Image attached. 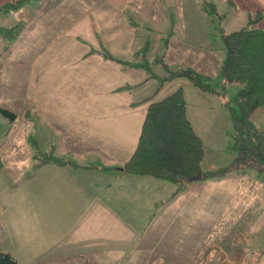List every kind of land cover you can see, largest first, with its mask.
Segmentation results:
<instances>
[{
	"label": "rangeland",
	"instance_id": "rangeland-1",
	"mask_svg": "<svg viewBox=\"0 0 264 264\" xmlns=\"http://www.w3.org/2000/svg\"><path fill=\"white\" fill-rule=\"evenodd\" d=\"M154 3L151 0L148 9L138 13L139 20H146L142 22L144 29H137L143 33L136 40L135 46L141 48V55L146 53L148 44L150 50L148 58L142 62L144 68L135 72V79L141 82L129 83L132 86V95L157 101L181 88L185 95L188 116L205 145L203 168L229 167L235 157L232 148L234 128L223 100L232 98L240 88V83L228 82L225 85L220 76L226 54L223 34L248 26L249 15L224 0H157L159 6ZM195 6L199 10H196ZM147 14H150V17L146 18ZM158 17L165 22H158ZM148 26H152L155 31H150ZM19 27L20 25L11 18L3 20L0 16V39L6 42L7 34L19 32ZM145 39L149 43H140ZM16 40L11 39L9 44L0 41V106L19 105L24 100L23 96L27 97L23 86L35 87L30 74H24L28 70L21 62L7 60L9 57L20 58L21 49L16 52L14 48L23 47L20 41L25 38L20 37V41L15 43ZM12 53L18 54L16 56ZM187 67L208 74L216 91H204L188 76L176 75L175 72ZM85 78L86 76L76 68L69 74L60 75L59 79L52 75H38L36 86L54 82L59 85L71 83L79 86ZM33 93L31 91L28 95V101ZM36 94L41 96L43 93L38 90ZM150 101H146L148 103L145 105ZM142 107L144 106L139 108ZM7 117L0 109V236L7 240L8 250L17 258L13 253L17 249L22 250L25 257H32L37 250H41V259L45 261L50 256L51 244H56L67 234H74L81 227L75 228L78 222L75 223L69 211L71 206L61 196L56 203L57 211H65L69 225L64 228L55 227V230L61 231H54L50 223L56 217L49 215L40 221V225L34 224L35 198L48 194L42 192L50 181L52 190L48 195L56 197L61 180L56 179L57 168L54 164L42 162L40 154L32 156L27 141L38 140L42 148H45L48 142L46 139L51 134L47 125H35L30 121L27 127L30 133L27 134L28 140L25 136L27 132L23 129L28 124L20 125L22 128L19 130L14 126L16 140L12 137L13 134L8 140H4L6 128L11 127V124L5 122ZM252 119L257 127L264 129V105L253 111ZM41 126L42 130H38ZM20 135L25 138L19 140ZM58 144L57 140H53L50 153L56 154L54 148ZM77 146L82 149V143L77 142ZM77 150L78 148L74 147L69 153L73 155L69 158L75 163L69 161L63 168L78 178L81 171L75 164L78 163L77 159L82 162V156H78ZM32 158L40 164L37 165L34 161L37 166L49 165L54 169L50 175H44V178L49 179L44 184H39V190L35 186L29 187L33 176L36 178L39 171L33 174L24 173V168L33 161ZM145 175L160 181L158 177ZM162 183V198L151 188H148L145 195L130 196L149 197L151 203L145 204L143 214H137L135 225L132 222L136 214L132 212L134 219L130 222L133 231L129 235V241L119 242L131 247L123 248V253L106 261L108 264H203L205 259L206 264H218L219 255L215 247L221 249L231 261L236 260V250L243 248L241 264H264V172L254 165H249L244 169L232 167L221 176L213 175L186 180L183 183ZM173 197L174 200L170 202ZM144 203L145 200L140 205ZM43 212H39L40 217ZM157 213H161L162 217L160 223L155 225ZM21 222L25 230L21 229ZM80 232L82 231L77 233ZM143 246L151 248L150 251L142 250ZM68 247L58 248L55 258L77 257L73 250L64 251ZM2 248L0 246V250ZM43 264L52 263L45 261ZM67 264L75 263L68 260Z\"/></svg>",
	"mask_w": 264,
	"mask_h": 264
},
{
	"label": "crops",
	"instance_id": "crops-1",
	"mask_svg": "<svg viewBox=\"0 0 264 264\" xmlns=\"http://www.w3.org/2000/svg\"><path fill=\"white\" fill-rule=\"evenodd\" d=\"M150 1L0 0V16L3 20L11 18L20 25L19 32H9L7 41L0 39L1 43L9 44L11 39L20 41V37L25 38L20 41L23 47L14 48L16 52L21 49L20 58L9 57L7 60L21 62L28 70L24 74H30L35 86H23L27 97L23 96L24 100L19 105H1L16 115H6L8 117L5 122L11 124V127L6 128L4 140L11 138L12 134L16 140L14 126L19 130L22 128L20 125L25 124H28L23 127L28 140L27 134L30 133L27 127L33 121L35 125H47L51 134L46 139L48 142H45V148H42L38 140L27 141L28 150L33 157L40 154L45 160L46 154L53 148V140L59 142L54 148L57 155L72 157L69 153L76 147L78 156H82V162L73 157L77 159L78 163L75 165L81 171L78 178L63 168L65 164L42 160L54 164L57 168L56 179L61 180V183L57 182L56 197L48 195L52 190L50 181L42 192L48 194L35 198L34 224L40 225V221L49 215L56 217L52 223L49 221L53 229L69 225L65 211H57L56 203L61 196L71 206L70 214L75 223L78 222L75 228L81 227L74 234H67L56 244L49 246L50 256L45 261H51L52 264H67L68 260L75 264H108L106 261L123 253V248L131 247L119 242L129 241V235L133 231L130 222L134 219L132 212L136 214L132 222L135 225L137 214H143L145 204L151 203L149 197L130 196L145 195L148 188H151L159 198L163 197L161 187L165 180L158 181L123 169L125 161L138 144L151 102L150 98L140 99L139 96L132 95V86L129 85L135 81L141 82L135 79V72L144 68L142 62L148 58L150 45H147L146 53L141 55V48L135 46V43L143 33L137 29H144L142 22L146 20H139L138 13L147 10ZM153 1L158 5L157 0ZM224 1L231 2L238 10L248 13V18L250 14L262 11L263 17L259 25L264 26V0ZM195 4L197 5V1ZM195 8L199 10L198 7ZM145 16L150 17V14ZM175 21L174 17L173 22ZM158 22L165 20L158 17ZM148 28L155 31L152 26ZM140 43L149 42L145 39ZM12 54L17 56L18 53ZM76 68L86 76L82 85H59L54 82L36 86L38 75H52L59 79L60 75L69 74ZM38 90L43 93L41 96L36 94ZM31 91L34 93L28 101ZM145 100L150 101L147 106L145 104L148 102ZM140 106L144 107L139 108ZM42 128L43 126L38 130ZM22 138L25 137L20 135L18 139ZM77 142L82 143V149L77 146ZM32 159L24 168V173L39 171L29 185L39 190V184H44L49 179L44 178V175H50L54 169L46 164L44 167L37 166L40 164L35 158ZM144 200L146 203L140 205ZM173 200L174 197L169 201ZM40 211H44L41 217ZM161 217V213L155 215V225L160 223ZM20 227L25 230L22 222ZM78 231L82 232L78 234ZM8 245L7 240L0 236V246L3 247L0 251L12 252L8 250ZM64 246H69L64 251L73 250L77 257L55 258V251ZM150 249L144 246L142 248L144 251ZM20 251L17 249L13 252L18 256L20 264L45 262L41 259V250H37L32 257H25ZM38 260L42 263H38Z\"/></svg>",
	"mask_w": 264,
	"mask_h": 264
},
{
	"label": "trees",
	"instance_id": "trees-1",
	"mask_svg": "<svg viewBox=\"0 0 264 264\" xmlns=\"http://www.w3.org/2000/svg\"><path fill=\"white\" fill-rule=\"evenodd\" d=\"M261 12L250 14L248 26L223 34L226 54L220 76L225 85L228 82L240 83L236 94L223 100L234 128L232 148L235 157L230 166L203 168L205 145L188 116L185 95L179 88L160 100L150 102L138 144L123 165L125 171L181 183L225 175L232 167L244 169L254 165L264 172V129L257 127L252 119L253 111L264 105V26L259 25L263 17ZM175 73L188 76L204 91H216L206 73L192 67ZM0 109L5 115L16 116L7 108L0 106ZM41 160L75 163L54 153L46 154L45 160ZM216 248L218 264H241L243 248L236 250L235 261L227 259L224 252ZM0 264H19V260L11 252L0 251ZM203 264H206V259Z\"/></svg>",
	"mask_w": 264,
	"mask_h": 264
}]
</instances>
